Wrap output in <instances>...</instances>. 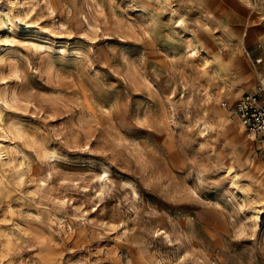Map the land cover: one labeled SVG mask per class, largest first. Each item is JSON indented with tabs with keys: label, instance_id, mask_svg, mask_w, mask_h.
I'll return each mask as SVG.
<instances>
[{
	"label": "rangeland",
	"instance_id": "374dc122",
	"mask_svg": "<svg viewBox=\"0 0 264 264\" xmlns=\"http://www.w3.org/2000/svg\"><path fill=\"white\" fill-rule=\"evenodd\" d=\"M256 56L264 0H0V264H264V141L222 107Z\"/></svg>",
	"mask_w": 264,
	"mask_h": 264
},
{
	"label": "built area",
	"instance_id": "2783aa9c",
	"mask_svg": "<svg viewBox=\"0 0 264 264\" xmlns=\"http://www.w3.org/2000/svg\"><path fill=\"white\" fill-rule=\"evenodd\" d=\"M254 64L264 69V58L257 57ZM240 121L241 125L254 137L264 141V84L259 83L255 92L244 93L237 101L229 105L223 103Z\"/></svg>",
	"mask_w": 264,
	"mask_h": 264
},
{
	"label": "crops",
	"instance_id": "0c3cea01",
	"mask_svg": "<svg viewBox=\"0 0 264 264\" xmlns=\"http://www.w3.org/2000/svg\"><path fill=\"white\" fill-rule=\"evenodd\" d=\"M250 43H254V42H250ZM255 45H256V44H255ZM256 48L258 49V46H257ZM258 57H259V56H258ZM254 58H257V56L254 57ZM247 67H248V66H247ZM261 73L264 74V69L262 70ZM257 81H258V80H256L255 82L252 81L250 87L247 88L246 91H244V92L241 94V96H242L244 93H246V92H255ZM241 96H240V97H241ZM240 97H239V98H240ZM237 100H238V99H237ZM237 100H236V101H237ZM233 103H234V102H233ZM233 103H232V104H233ZM229 105H231V104H229Z\"/></svg>",
	"mask_w": 264,
	"mask_h": 264
},
{
	"label": "bare ground",
	"instance_id": "6f19581e",
	"mask_svg": "<svg viewBox=\"0 0 264 264\" xmlns=\"http://www.w3.org/2000/svg\"><path fill=\"white\" fill-rule=\"evenodd\" d=\"M198 50L197 48H195L194 46L192 47V53H196ZM264 81V79L262 80V82Z\"/></svg>",
	"mask_w": 264,
	"mask_h": 264
}]
</instances>
